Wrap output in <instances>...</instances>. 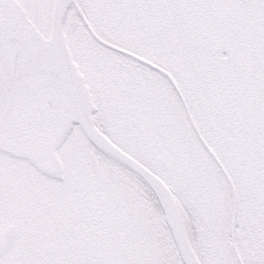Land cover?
<instances>
[{"label": "snow or ice", "instance_id": "obj_1", "mask_svg": "<svg viewBox=\"0 0 264 264\" xmlns=\"http://www.w3.org/2000/svg\"><path fill=\"white\" fill-rule=\"evenodd\" d=\"M0 264H264V0H0Z\"/></svg>", "mask_w": 264, "mask_h": 264}]
</instances>
